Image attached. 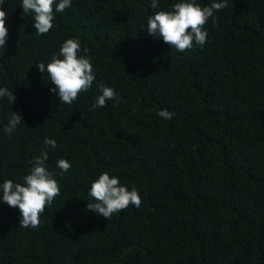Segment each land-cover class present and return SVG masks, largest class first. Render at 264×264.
Here are the masks:
<instances>
[{"label":"trees","instance_id":"trees-1","mask_svg":"<svg viewBox=\"0 0 264 264\" xmlns=\"http://www.w3.org/2000/svg\"><path fill=\"white\" fill-rule=\"evenodd\" d=\"M175 2L71 0L63 12L53 6L44 35L22 0L0 4V87L16 97L0 98V183H23L46 151L60 188L37 228L20 227L19 209L0 201V264H264V0H227L204 26V46L185 52L145 28ZM69 38L95 73L71 105L36 67ZM100 83L119 100L92 110ZM13 111L24 122L7 134ZM59 159L71 164L63 174ZM102 172L135 187L140 207L108 220L88 210Z\"/></svg>","mask_w":264,"mask_h":264},{"label":"clouds","instance_id":"clouds-1","mask_svg":"<svg viewBox=\"0 0 264 264\" xmlns=\"http://www.w3.org/2000/svg\"><path fill=\"white\" fill-rule=\"evenodd\" d=\"M4 0H0L3 4ZM63 12L71 6V0H22L21 7L24 15H30L37 35L47 34L53 27L54 10ZM227 0H213L210 6L201 7L196 0H178L171 5V10L158 11L147 19L146 30L150 35L161 37L170 48L179 52H185L196 46L203 47L206 43L208 32L204 26L213 18L214 11L218 12L226 8ZM151 7H158V0H151ZM7 12L0 8V49H3L8 38V29L5 25ZM81 43L76 39H66L60 46L59 53H54L50 62L36 63L41 74L46 73L48 81L54 87L50 91L58 96L59 102L71 105L80 93L88 91L95 73L92 63L86 55H79ZM84 53L88 52L85 47ZM101 94L95 98L91 109L106 107V101H117L119 97L114 89L106 87L103 83L98 85ZM0 98H7L12 105L16 99L13 91L0 87ZM159 117L170 120L174 113L167 110H159ZM24 122L19 112L13 111L4 126V132L12 134L17 127ZM44 143L51 148L56 147L55 139L45 138ZM48 153L42 151L31 161V168L23 177V183H14L12 180H4L0 183V201L9 207L18 208L21 219L19 226L22 228H37L40 225V216L60 194V188L52 174L47 170L45 162ZM61 174L71 168V164L65 159L57 161ZM90 201L86 207L105 218L110 219L113 214L127 209L130 205L139 208L142 200L133 187L129 190L122 185L115 176L102 172L98 178L92 181L88 189Z\"/></svg>","mask_w":264,"mask_h":264}]
</instances>
